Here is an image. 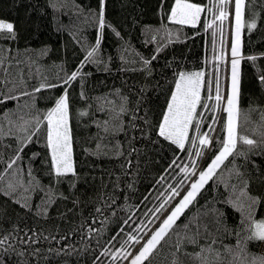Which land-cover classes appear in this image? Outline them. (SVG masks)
Here are the masks:
<instances>
[{
  "label": "trees",
  "instance_id": "trees-1",
  "mask_svg": "<svg viewBox=\"0 0 264 264\" xmlns=\"http://www.w3.org/2000/svg\"><path fill=\"white\" fill-rule=\"evenodd\" d=\"M191 1L203 6L202 15L197 24L180 25L169 19L175 0H103L101 34V0H0V20L14 25V36L0 33V240L7 237L0 264H129L125 253L139 249L129 235L158 227L180 198L163 215L156 212L171 189L183 196L197 177L193 170L218 154L227 115L215 96L217 83L221 96L229 93L235 0ZM243 8L237 132L256 144L238 140L174 226L183 236L185 224L198 223L200 244L216 241L219 264L264 258V241L249 239L252 220L264 219V0H244ZM194 70L204 74L206 107H197L189 141L179 149L159 136V124L178 74ZM41 84L55 87L33 92ZM65 91L74 172L54 173L43 126L8 168L17 136H26L15 126L18 117L46 112ZM201 134L211 137V152L199 145ZM195 230L189 225V233ZM177 241L170 232L150 264H172ZM179 264L198 262L179 255Z\"/></svg>",
  "mask_w": 264,
  "mask_h": 264
},
{
  "label": "snow or ice",
  "instance_id": "snow-or-ice-1",
  "mask_svg": "<svg viewBox=\"0 0 264 264\" xmlns=\"http://www.w3.org/2000/svg\"><path fill=\"white\" fill-rule=\"evenodd\" d=\"M226 2V0H225ZM243 0H235V42L231 47V92L226 98V112H227V123L225 125L227 136L226 139L218 141L219 151L218 154L211 159L210 163L207 164L206 169L199 171L198 173L193 170L192 175L198 176L190 185L187 186L186 193L181 196V192L176 188L171 189V195L164 200L156 212H160L163 215L162 209L167 211L165 205H170L176 197H180L178 202L175 203L171 211L162 219L157 216L156 219L160 220L159 226L154 228H147V225H143L141 230L144 231L143 236H132L129 235V240L134 241L135 244L139 245L138 251L133 255L132 252H126L124 258L127 259L131 257L129 264H144L145 261H149L153 255L154 251L161 242H166V237L169 236L171 232L173 235L178 237V241L175 244V253L173 254L176 259L173 260L172 264H179V255H184L193 261H197L198 264H219L220 253L215 252L212 245L216 243L213 239L211 243L205 247L200 244V225L195 221H190L189 224L184 225L185 234L183 236L179 235L175 231L177 226V221L180 219L185 209L192 204L195 200L199 191L204 187V185L213 178L216 170L223 164V162L231 155L234 154L238 140L247 145H255L256 141L248 139L243 135H238L237 128V116L238 110L236 107L237 96H238V74L237 68L240 63L238 57L240 53V28H241V7ZM101 12L98 21V27L103 33L105 22L103 13V0H101ZM204 9L201 6L190 3L189 0H175L174 6L171 8L169 19L177 24H195L198 20L201 12ZM227 13L223 10L219 12L217 19L223 22L226 19ZM215 22V21H214ZM213 22V23H214ZM212 25L209 24L208 27ZM251 28H255L256 24L253 22L250 25ZM6 31L14 36V25L10 22H5L0 20V33ZM222 32V28L220 29ZM119 35V33H117ZM100 39H97L96 45L99 46ZM96 52V48H93L87 53V57L91 58ZM254 59V58H250ZM149 63V61H146ZM3 61H0V66H2ZM202 72L194 73H179L178 79L175 82V90L172 92L170 97V102L167 105V109L163 114L162 121L159 124V136L171 141L173 144L177 145L179 149H185V142L189 141V130L193 125V121L197 115V107H206L201 102V87H202ZM77 73H72L69 80H74ZM264 81V77H261ZM67 83V81H65ZM45 87H55V85H45L41 84L40 87L33 89V92H39ZM21 95H31V93L22 92ZM211 95L207 99H211ZM8 99H18V97H8ZM216 108L220 107V102L224 100V97L220 94L219 84L216 87ZM0 102H3L0 100ZM6 115V114H5ZM20 121L19 124L15 125L20 129V131L26 133V136H17L20 141V146L17 150V155L8 163L7 167L11 168L16 164L17 160L22 159L19 153L23 152L24 147L32 142V137L37 136L41 130V126L44 127L46 133L47 146L50 149V161L53 166L54 173L57 176L65 175L68 173H73V162H72V137L71 129L69 125V96L67 91H65L58 99L55 100L54 106L42 114H36L35 116H30L25 119L24 116L18 117ZM34 122V127H33ZM215 119L213 123H215ZM13 124L12 121H9ZM195 131L199 132V125H196ZM3 129L0 127V135H3ZM9 135H11V129L9 130ZM193 145L196 144V140H191ZM199 145L206 146L209 151L213 147V141L209 138L207 134H201L199 138ZM202 152H198L197 155L202 156ZM242 155V153H239ZM35 155V154H34ZM183 171L187 174L189 169L185 167ZM30 174V173H29ZM183 184V181H181ZM10 188L14 189L13 185H9ZM27 207V205H25ZM152 223V221H149ZM189 225L195 227V232L189 233ZM251 236L249 239H257L264 241V219L252 220L251 223ZM7 237L0 240V245H3ZM128 241H125L127 245ZM186 244L197 246L199 248L198 252H187L185 250ZM239 246V242H238ZM231 251V249H227ZM215 252L214 259L212 254ZM235 264V261L233 262ZM242 264V262H241ZM255 264V261H253ZM260 264H264V258H260Z\"/></svg>",
  "mask_w": 264,
  "mask_h": 264
},
{
  "label": "rangeland",
  "instance_id": "rangeland-1",
  "mask_svg": "<svg viewBox=\"0 0 264 264\" xmlns=\"http://www.w3.org/2000/svg\"><path fill=\"white\" fill-rule=\"evenodd\" d=\"M189 2L190 3H194V4H197V5H199V6H201V8L203 9V6L200 4V3H195V2H193V1H191V0H189ZM243 5H244V0H243V4H242V7H241V17H242V14H243ZM235 6V5H234ZM235 8V7H234ZM203 12V11H202ZM202 12H201V14H200V16H199V18L201 17V15H202ZM230 14H231V11H230ZM199 18H198V20H199ZM234 19H235V15H234ZM1 20H3V21H5V22H7L6 20H4V19H1ZM198 20L195 22V24H197V22H198ZM234 21V26H233V35H232V42H231V44H233L234 42H235V31H236V22H235V20H233ZM241 22H242V19H241ZM191 24V23H190ZM242 27L240 28V46H241V38H242ZM240 57V56H239ZM239 57H238V59H239ZM233 59V57L230 55H227V59H226V61L227 62H229V65L231 64V60ZM231 70V69H230ZM232 71V70H231ZM231 71H230V74H231ZM194 72H202L203 73V71L202 70H194V71H188V72H183V73H194ZM240 63H239V65H238V68H237V74H238V91H239V78H240ZM228 77H230V75H228ZM202 82H203V78H202ZM229 85H230V88H229V93H228V96L230 95V92H231V77H230V81H229ZM202 88H203V86L201 87V90H202ZM239 96V95H238ZM238 96H237V100H238ZM222 97H224V100H222V102H221V110L222 109H225V111H226V108H227V104H226V102H225V99H226V96H225V93L224 94H222ZM225 103V104H224ZM236 107H237V104H236ZM226 115H227V112H226ZM189 132H190V130H189ZM210 139H211V137H209ZM72 148H73V146H72ZM74 160H73V157H72V162H73ZM210 163V162H209ZM206 167H207V165L206 166H204L203 167V169H201L200 171H202V170H204V169H206ZM74 168V167H73ZM195 179H198V176L195 178ZM194 179V180H195ZM193 180V181H194ZM192 181V182H193ZM186 193V192H185ZM184 193V194H185ZM183 194V195H184ZM175 205V204H174ZM174 207V206H173ZM262 245H263V251H264V242L262 243Z\"/></svg>",
  "mask_w": 264,
  "mask_h": 264
}]
</instances>
